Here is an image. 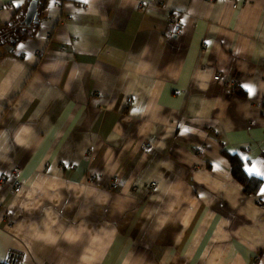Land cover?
Returning <instances> with one entry per match:
<instances>
[{"label":"crops","instance_id":"crops-1","mask_svg":"<svg viewBox=\"0 0 264 264\" xmlns=\"http://www.w3.org/2000/svg\"><path fill=\"white\" fill-rule=\"evenodd\" d=\"M47 1L0 42V262L264 264V0Z\"/></svg>","mask_w":264,"mask_h":264},{"label":"trees","instance_id":"trees-1","mask_svg":"<svg viewBox=\"0 0 264 264\" xmlns=\"http://www.w3.org/2000/svg\"><path fill=\"white\" fill-rule=\"evenodd\" d=\"M31 1L32 0H29V3ZM37 2L39 12H41L48 1L37 0ZM23 19L24 10L22 8H18L11 26H6L4 31L1 33L0 42H11L13 45H16L17 43L32 37V32H30L31 29L22 24ZM238 93L242 96H246V93L243 90H240ZM223 154L226 158H228L231 167V174L235 180L242 185L243 192L248 196H257L263 185V180L259 177L248 174L246 167L251 163V158L242 156L240 153H229L227 151H223ZM258 202L263 204L261 200H258ZM0 264L7 263L0 262Z\"/></svg>","mask_w":264,"mask_h":264},{"label":"built area","instance_id":"built-area-1","mask_svg":"<svg viewBox=\"0 0 264 264\" xmlns=\"http://www.w3.org/2000/svg\"><path fill=\"white\" fill-rule=\"evenodd\" d=\"M56 4L59 5L60 2H56ZM139 7L141 9H144L145 8V5L141 3L139 5ZM181 30H182V24H181V22L179 20H177V19H174V21H173V33L178 34V33L181 32ZM220 78L221 77H220V74L219 73L214 76V79L215 80H220ZM151 147H152V143L151 142L145 143V148L146 149H150ZM17 173L18 172H12L10 174H6V175H3V176H0V183L1 182H5L7 179H11L12 180V183H13L12 184V191L14 193L21 192L22 187H23V184H24L23 181H21L20 179H18V174ZM114 178H115V182H114L113 186L114 187H117V179L118 178H117L116 175H115ZM90 181L93 183L95 181V176L91 177ZM155 185H156V182H153L152 183V186H155ZM5 262L7 264H21L20 255L19 254L17 255L14 252H10Z\"/></svg>","mask_w":264,"mask_h":264},{"label":"water","instance_id":"water-1","mask_svg":"<svg viewBox=\"0 0 264 264\" xmlns=\"http://www.w3.org/2000/svg\"><path fill=\"white\" fill-rule=\"evenodd\" d=\"M40 19V12L38 9L37 0H32L24 13V19L22 24L31 26L33 22H38Z\"/></svg>","mask_w":264,"mask_h":264},{"label":"snow or ice","instance_id":"snow-or-ice-1","mask_svg":"<svg viewBox=\"0 0 264 264\" xmlns=\"http://www.w3.org/2000/svg\"><path fill=\"white\" fill-rule=\"evenodd\" d=\"M23 3V0H17V7H19ZM21 48L24 47V45H20ZM245 88L247 89L249 95H255L256 94V88L251 85H245ZM189 129L185 128L184 132H188ZM219 167V166H218ZM261 175H264V173H261ZM3 257H0L2 259Z\"/></svg>","mask_w":264,"mask_h":264},{"label":"rangeland","instance_id":"rangeland-1","mask_svg":"<svg viewBox=\"0 0 264 264\" xmlns=\"http://www.w3.org/2000/svg\"><path fill=\"white\" fill-rule=\"evenodd\" d=\"M14 172H18V170L16 171H14ZM19 173V172H18ZM17 173V174H18ZM18 179H20L21 181H23L24 182V180L23 179H21V178H18ZM13 184V183H12ZM24 186H25V182H24V184H23V187H22V189L24 188ZM11 190H12V185H11ZM22 191V190H21ZM14 193V192H13ZM17 194V193H16ZM11 252H14V253H16L17 255H18V253H17V251H11Z\"/></svg>","mask_w":264,"mask_h":264}]
</instances>
